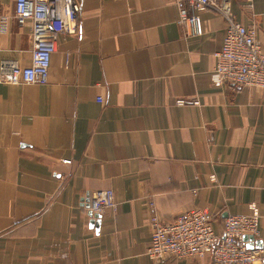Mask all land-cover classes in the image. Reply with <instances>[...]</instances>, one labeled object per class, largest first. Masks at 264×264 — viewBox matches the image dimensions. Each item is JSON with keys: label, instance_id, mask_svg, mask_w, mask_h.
I'll return each mask as SVG.
<instances>
[{"label": "crops", "instance_id": "1", "mask_svg": "<svg viewBox=\"0 0 264 264\" xmlns=\"http://www.w3.org/2000/svg\"><path fill=\"white\" fill-rule=\"evenodd\" d=\"M14 2L0 0V60L24 66ZM229 2L264 51V0ZM177 18L162 0H80L47 83L0 82V264H207L150 259V215L204 209L221 235L227 215L264 214V88L214 85L224 20L207 9L194 35ZM107 188L117 208L96 227L88 196Z\"/></svg>", "mask_w": 264, "mask_h": 264}, {"label": "built area", "instance_id": "2", "mask_svg": "<svg viewBox=\"0 0 264 264\" xmlns=\"http://www.w3.org/2000/svg\"><path fill=\"white\" fill-rule=\"evenodd\" d=\"M162 1L176 6L177 23L190 34H201L200 14L207 9L224 20L222 42L214 53L216 64L210 75L214 85L233 89L264 88V51L256 27L239 23L229 0ZM244 2L249 7L252 4V0ZM79 12L80 0H15L13 18L19 25L29 24L31 59L24 66L13 59L0 60V82L46 84L51 55L58 42L79 32ZM177 102L182 104L186 100L178 99ZM116 208L114 191L110 188L93 191L88 196L90 219L96 216L100 219ZM248 208L247 214L227 215L222 222L221 235L214 231L213 214L204 209L186 211L168 222L152 213L148 220L150 241L145 254L156 263H164L171 257H207V264H264V246L254 244L256 240L264 243V214L254 203ZM244 235H251L253 239L244 240ZM247 242H252V246L248 247Z\"/></svg>", "mask_w": 264, "mask_h": 264}, {"label": "water", "instance_id": "3", "mask_svg": "<svg viewBox=\"0 0 264 264\" xmlns=\"http://www.w3.org/2000/svg\"><path fill=\"white\" fill-rule=\"evenodd\" d=\"M99 221H100V219H99L98 216H96V219H91V223L95 224L96 227H98ZM243 239L244 240H251V239H253V237L251 235H248V236L244 235ZM254 244H255L256 247L264 246V243L261 240H256ZM247 246L251 247L252 246V242H247Z\"/></svg>", "mask_w": 264, "mask_h": 264}]
</instances>
